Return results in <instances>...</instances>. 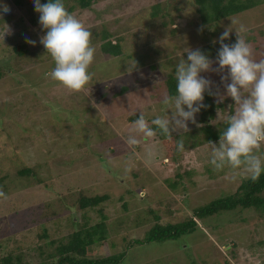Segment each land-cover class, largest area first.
<instances>
[{
  "label": "rangeland",
  "instance_id": "1",
  "mask_svg": "<svg viewBox=\"0 0 264 264\" xmlns=\"http://www.w3.org/2000/svg\"><path fill=\"white\" fill-rule=\"evenodd\" d=\"M3 4L10 12L0 16V66L6 71L0 79V178L6 177L9 190L0 189V257L23 253L24 262L34 264L38 246L59 242L79 230L71 219L83 223L85 211L88 227L103 221L108 234L105 241L90 246L89 258L125 252L119 264H264L263 208L239 207L196 217L195 233L164 242H136L155 222L176 224L195 216L196 207L234 194L248 178L243 170H213L212 142L219 140L207 141L198 131L199 112V126L188 121L185 131L170 125L176 140L184 141L183 152L176 149V161L168 156L161 132L151 121L157 116L172 119L162 99L168 95L169 75H175L181 59H187L186 48L196 50L212 42L231 24L230 19L248 28L244 36L253 59H264V36L259 34L264 29V4L207 27L186 0L179 9V0H93L87 9L76 0H66V7L76 6L71 14L91 32L95 49L88 69L91 79L79 92L48 75L55 63L39 43L44 30L34 3L0 0ZM156 5L162 12L153 17ZM167 11L170 16L163 15ZM170 18L175 25L163 27ZM7 25L11 34L3 37ZM202 26L203 31H198ZM105 34L123 37L121 55L102 50ZM25 37L37 43L31 45ZM216 46L220 48L219 43ZM201 75L220 94L215 99L223 97L216 119L210 122L219 128L236 105L221 74ZM141 110L156 132L148 142L132 131L136 119L131 117ZM130 136L140 139L141 145L129 146ZM149 144L155 146L151 158L145 152ZM257 154L264 158V144ZM22 169L28 172L20 176ZM100 193L110 197L95 208L67 207L82 195ZM46 230L49 238L38 239L37 234Z\"/></svg>",
  "mask_w": 264,
  "mask_h": 264
},
{
  "label": "clouds",
  "instance_id": "2",
  "mask_svg": "<svg viewBox=\"0 0 264 264\" xmlns=\"http://www.w3.org/2000/svg\"><path fill=\"white\" fill-rule=\"evenodd\" d=\"M33 3L35 11L39 13L38 23L44 30L39 43L55 63L48 75L70 91H82L91 79L88 69L94 60L91 32L67 11L63 0H48V3L33 0ZM8 12L10 8L7 4L0 5V16ZM230 20L231 24L212 41L213 44H220L215 61L200 49L186 48L187 59H181L176 65V94L165 95L162 99L165 110H171L172 119L157 116L151 124L168 137L171 136L172 124L185 131L188 130V121L197 124L196 114L206 107L205 92L220 96L218 92H211L212 81L201 73L221 74L227 95L232 98L236 108L234 114L223 121L226 127L221 130L219 143L212 142L210 164L214 171H223L226 167L234 173L243 170L249 179L255 181L264 172V158L257 154L264 144V59H253V49L244 36L248 28L235 19ZM198 31L202 32L203 26ZM233 31L236 33L235 43H225ZM6 33L11 34L8 25L2 33L3 37ZM25 40L31 45L37 43L28 37ZM214 63L219 66L213 67ZM229 77L231 83H227ZM222 98L216 102L220 103ZM133 124L132 131L141 133L145 142L156 136L143 110ZM126 143L137 147L141 145V140L130 136ZM176 146L178 151L183 152V138L177 141ZM145 152L149 158L154 157L155 146L149 144ZM0 195L3 193L0 192Z\"/></svg>",
  "mask_w": 264,
  "mask_h": 264
},
{
  "label": "trees",
  "instance_id": "3",
  "mask_svg": "<svg viewBox=\"0 0 264 264\" xmlns=\"http://www.w3.org/2000/svg\"><path fill=\"white\" fill-rule=\"evenodd\" d=\"M18 3H22V0H16ZM33 2V0H30ZM77 3L81 6V9H87L91 6L93 0H76ZM194 4L193 12L195 17L198 16L200 22L210 26L212 22H219L222 19L239 14L246 10L256 8L264 4V0H186ZM41 3H48V0H41ZM64 6L66 0H63ZM182 0H179L177 5L178 9L181 7ZM75 5H68L66 7L69 13H72L75 10ZM160 5L153 7L151 15L154 17L159 15L161 10ZM156 9V10H155ZM163 15L168 16L169 12L167 11ZM170 16V15H169ZM163 27L167 28L169 26H174V18H170V21H163ZM251 31V30H249ZM172 34L175 31L171 32ZM250 34V33H249ZM259 34L264 36V29L259 31ZM106 41L102 45V50L106 54L110 55H121L124 50L121 42L123 37L117 35L111 37L109 34H105ZM229 41V42H227ZM236 36L232 35L226 42L228 44L235 43ZM200 50L203 51L210 58H216L218 55L219 48L216 44L208 41L207 44L200 47ZM6 71L0 66V79L4 77ZM168 86V95L176 94V79L175 75L170 74L167 79ZM211 92L213 90L210 88ZM214 93V92H213ZM214 95H209L208 92H205L204 104L206 107L202 108L199 112L201 127L198 128V131H203L207 141H218L220 138L221 130H223L226 125L223 123L219 128H216L211 124V120L216 119L218 108L220 107L219 103L216 102ZM234 114V108L231 107L230 115ZM133 120L139 118V116L133 115L131 117ZM158 130V127L154 126ZM161 132V130H160ZM188 135V134H187ZM160 137L163 143L168 148V156L176 161L177 153V140L175 134L171 133V136H165L162 132ZM198 145H201L199 142V133H198ZM28 170L22 169L18 172V175L22 176L27 174ZM180 176V174H179ZM6 177L0 178V189L4 188L9 190V185L4 182ZM175 186V184H174ZM110 195L108 193H100L93 196L82 195L75 203V205H66L68 208H71L75 211V208L78 207L79 211H84L88 208H95L101 205L104 201L109 199ZM263 208L264 209V172L261 173L259 179L253 181L249 178L243 180L239 189L234 193L227 196L219 197L212 200L211 202L196 207L194 209V214L188 216L185 220L180 221L176 224L173 223H160L157 220L159 216H155L156 221L154 225L151 226V229L147 231V234L142 239H137L138 244L144 243H153V242H164L169 239H178L183 235H190L195 233L198 229L197 218L203 219L207 216L218 214L221 211L232 210L235 208ZM103 213V212H102ZM197 217V218H196ZM83 223H77V221L72 218L71 221L73 224L79 225L80 229L71 232L64 240L59 242L51 240L50 242L45 241L46 245L38 246V254L36 255V260L34 264H119L121 259L125 256V252L119 254L98 257V258H89L87 256L88 250L93 243L97 241H105L107 238V226L106 223L100 221L94 225L88 227L87 225V216L85 211L83 212ZM38 239L47 240L49 238L48 232L43 231V233L37 234ZM56 244L54 248L52 245ZM51 246L50 250H47V246ZM0 264H29L24 262L23 253H13L10 252L7 255L0 257Z\"/></svg>",
  "mask_w": 264,
  "mask_h": 264
}]
</instances>
